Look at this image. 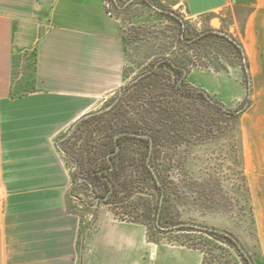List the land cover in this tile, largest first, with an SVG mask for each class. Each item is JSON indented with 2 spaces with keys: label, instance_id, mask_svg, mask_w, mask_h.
Listing matches in <instances>:
<instances>
[{
  "label": "crops",
  "instance_id": "1",
  "mask_svg": "<svg viewBox=\"0 0 264 264\" xmlns=\"http://www.w3.org/2000/svg\"><path fill=\"white\" fill-rule=\"evenodd\" d=\"M165 1L199 17L233 0ZM249 7L240 43L253 100L264 105V0ZM126 54L103 0H0V264L203 263L200 251L151 242L144 225L109 214L83 231L71 211L72 173L58 140L129 80ZM192 72L189 84L214 95ZM240 127L243 153L264 170V106ZM263 178L250 186L259 207ZM254 220L260 234L261 215Z\"/></svg>",
  "mask_w": 264,
  "mask_h": 264
},
{
  "label": "rangeland",
  "instance_id": "2",
  "mask_svg": "<svg viewBox=\"0 0 264 264\" xmlns=\"http://www.w3.org/2000/svg\"><path fill=\"white\" fill-rule=\"evenodd\" d=\"M103 1L106 11L118 21L127 49V72L131 77L98 111H108L110 108H107L119 99L126 85L137 81L166 58L185 66L187 86L200 89L188 82V75L193 71L192 80L215 93L211 95L205 91L212 99L228 109L243 107L247 100V82L242 58L228 38L240 42L251 10L249 0L230 1L225 9L199 17H192L183 6L165 0ZM160 73L165 74L162 86L169 90L168 74L171 77L174 74L168 68H163ZM166 92L172 95L170 91ZM145 96L148 97L147 94ZM260 106L264 105L255 103L251 93L241 118L245 120L247 115H254ZM97 112L77 121L58 140L59 149L72 173L71 211L82 217V230L92 226L98 212L109 214L118 221L141 222L147 229L149 241L196 248L202 253V264H242L233 244L221 235L213 238L205 232L188 228L165 231L156 226L153 209L158 203V195L142 168L144 144L128 141L122 149L125 169L135 181L140 182L142 193L130 198L120 194L118 198L121 199L111 205L101 201L97 208L90 207L98 196L105 194L104 181L93 174L100 165L106 166L103 144L120 123V119L113 115L92 117L102 113ZM207 115L217 121V127L211 130V134L205 138L204 134L193 132V136L192 132H186L185 142L175 148V167L166 175L169 180H180L178 198L171 197L164 204L161 225L193 222L227 231L239 241L254 264H264V178L262 207L256 201L257 195L250 191L254 215H261L259 234L249 217V204L245 201L242 186V168L249 187L259 183L264 170L253 167L249 154L243 153V145L240 156L238 141L228 135L226 118L221 113L211 110ZM159 163L163 165L164 160ZM208 183L215 186L214 210H205L208 206L204 205L201 197L203 187ZM77 250L82 256L83 246Z\"/></svg>",
  "mask_w": 264,
  "mask_h": 264
},
{
  "label": "trees",
  "instance_id": "3",
  "mask_svg": "<svg viewBox=\"0 0 264 264\" xmlns=\"http://www.w3.org/2000/svg\"><path fill=\"white\" fill-rule=\"evenodd\" d=\"M228 41L239 51L242 58L244 77L247 82V100L243 107L239 109L225 108L221 103L212 99L205 91L187 86L185 83V66L166 58L161 60L156 67L145 73L137 81L126 85L118 101L112 108L98 115H92V117L113 115L120 119L119 125L112 130V133L108 135V140L103 144V155L107 162L106 166L100 165L97 168L98 171L93 174L95 178L104 181L106 190L103 196L111 189L108 182L112 184L113 191L105 202L106 204L111 205L114 201L120 200L121 198H118L120 194H123L125 198H130L135 194L138 195L142 193L143 189L139 186L140 182L135 181L133 176L125 169L122 149L124 144L128 141H132L136 144H144L145 151L141 155L142 168L158 195V203L153 209L156 223L162 190L165 192L163 208L164 204L169 202L171 197L178 198L179 188L177 186L180 180L178 178L175 179V181H173L172 178L169 180V177L166 175L175 167L173 162L176 163V161H174L176 157V146L181 142H185L184 137L186 136V132H190V134L192 132L193 136V132L199 135L204 134V137L207 138L208 135L211 134V130L217 127V121L207 115L208 111L212 110L215 113L219 112L226 118L227 133L233 138L235 137L238 141L237 149H239L240 156L242 157L240 118L242 112L246 110L251 97V77L248 61L241 43L231 37L228 38ZM163 68H168V70L172 71L174 74L172 77L168 74V83L170 84L169 90H166L161 84V81L165 79V74L160 73ZM166 91H170L172 95L169 96ZM145 94H147L148 97H146ZM186 101L189 102L186 103ZM242 108L244 109L241 111ZM123 132L140 135L145 134L148 135L150 139L129 135L120 136L117 139L119 150L115 152V136ZM150 141L152 142L151 154ZM113 152L115 153L110 156L109 162L107 156ZM149 155L150 164L154 168L158 179H155L147 166ZM161 160H164L163 165L159 163ZM176 166L178 167V164ZM242 186L245 192V201L249 204V217L251 223L255 226L250 187L244 172V167L242 168ZM214 187L215 186L209 183L203 187L201 193L203 196L201 195V197L205 201L204 205L208 206L205 207V210H211L214 208L213 206H215L214 196L216 193L213 189ZM140 202L141 199L138 200V203ZM163 208L160 216V224L162 221ZM134 223L142 224L141 222ZM190 230L196 231L193 229ZM198 232H205L213 238L220 235L207 231ZM225 238L232 243L237 250L238 256L242 259V264H254L252 258L248 254L244 255L241 251V249L244 250L241 244L240 248L229 238Z\"/></svg>",
  "mask_w": 264,
  "mask_h": 264
},
{
  "label": "water",
  "instance_id": "4",
  "mask_svg": "<svg viewBox=\"0 0 264 264\" xmlns=\"http://www.w3.org/2000/svg\"><path fill=\"white\" fill-rule=\"evenodd\" d=\"M184 71H186L184 69ZM118 100V98L107 108H111L113 106V104ZM244 108L241 109V111L243 110ZM103 110H100L98 111L97 113H100V112H103ZM123 135H129V136H133V137H138V138H147V139H150L148 135H145V134H134V133H126V132H123V133H119L115 136V139H114V142H115V145H116V150L115 152H117L119 150V145L117 143V139L120 137V136H123ZM151 149H152V142L150 141V154H151ZM115 152L113 153H110L108 156H107V159L108 161L110 162V156L113 155ZM113 166V165H112ZM147 166L149 167V169L151 170L153 176L155 177V179H158L157 178V174L154 170V168L151 166L150 164V155L148 156V159H147ZM109 183V186L111 187L110 191L105 195V196H98L97 197V200L95 202V204L93 205H90L91 208L95 209L99 206L100 202H106L109 195L112 193L113 191V188H112V184L110 182ZM159 184V182H158ZM164 198H165V192L162 190V193H161V197H160V201H159V208H158V212H157V217H156V225L157 227H159L161 230H165V231H171V230H174V229H178V228H188V229H193V230H196V231H207V232H213V233H217V234H220V235H223L227 238H229L231 241H233L238 247H240V243L239 241L232 235L230 234L229 232L227 231H224V230H220V229H216V228H213V227H208V226H205V225H200V224H197V223H193V222H179V223H176L174 225H167V226H163L160 224V216H161V212H162V208H163V203H164ZM241 248V247H240ZM241 251L244 253V255H247V253L245 252V250L241 249Z\"/></svg>",
  "mask_w": 264,
  "mask_h": 264
}]
</instances>
